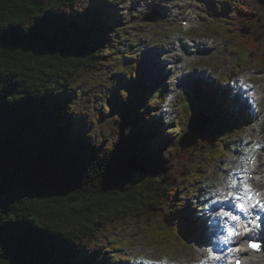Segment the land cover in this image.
Wrapping results in <instances>:
<instances>
[{
    "label": "trees",
    "instance_id": "obj_1",
    "mask_svg": "<svg viewBox=\"0 0 264 264\" xmlns=\"http://www.w3.org/2000/svg\"><path fill=\"white\" fill-rule=\"evenodd\" d=\"M83 1L0 0V31L9 33L0 44V264H125L106 254L128 227L141 242L147 232L153 242L172 232L173 242L188 238L179 190L197 185L200 167L241 124L227 112L225 92L211 86L212 107L205 112L202 100L169 133L157 113L166 92L143 87L147 94L137 96L124 84L107 113L83 122L70 88L100 78L118 57L130 59L113 55L117 10L82 9ZM210 5L225 25L222 34L206 28L200 36L232 41L244 58L234 74L263 70L264 0ZM201 112L210 117L204 135L181 152L178 140Z\"/></svg>",
    "mask_w": 264,
    "mask_h": 264
},
{
    "label": "rangeland",
    "instance_id": "obj_2",
    "mask_svg": "<svg viewBox=\"0 0 264 264\" xmlns=\"http://www.w3.org/2000/svg\"><path fill=\"white\" fill-rule=\"evenodd\" d=\"M214 1L219 3L218 7L221 10L224 0ZM91 2L93 1L84 0L81 8L92 10L98 8L113 10L114 8L117 10L114 20L117 26L116 29H113L118 32L119 39L113 55L118 57V53H126L130 59L118 57L113 60L109 68L103 70L100 78L89 77L86 80L90 79V83L77 82L70 88L69 93L72 89L71 93L76 96L73 104L71 103V106H74L73 113L79 115L83 122L89 124L101 113H107L108 106L113 105V100H111L114 96L113 92L123 93L120 88L121 84H124L127 89H132L137 96L147 94L142 89L143 87H149L154 93L157 88L166 92L167 101L165 105L158 107L157 113L160 112L169 123V129H167L169 133L185 126V121L189 115L199 109L197 104L202 100L205 102V112L212 107L213 99L209 91L211 86L216 89L219 87L218 93L223 94L225 92L224 106L227 112L240 120L241 124H235V133L227 139L226 143H223L222 149L214 151L211 157L204 162L202 168L200 167L197 185L194 184L188 189L181 188L179 190V195L182 198L186 197V202L179 209L178 222L187 224L184 233L187 234L188 238L177 237L173 242L175 235L172 232L171 237L173 239L166 238L167 241L163 240L167 237L166 235L163 239L158 238L153 242L147 232L144 241L148 243H145L134 240L133 237L138 234V231L128 227L111 237L108 243L109 252L106 254V257H111L113 261L123 259L132 263L138 261L144 264H159L160 262L198 264L202 261L205 263L208 259V253L211 252L207 249L208 242H210V249L216 246L218 244L217 239L222 233L221 230H218L215 240L210 239L213 235H210L209 231L212 230L214 233L219 228L216 226L219 220L216 216L218 211H212L213 203L217 197L213 196L212 193L216 188L221 187L222 182L229 177L239 183V180L247 172L243 169L246 167L248 170L246 158L251 153V149H248L251 146V140L255 137L264 140V73H261L264 72V69L257 70L256 75L246 77L251 79V84L257 90L256 94L260 104L254 102V107L256 108L258 105L261 112L258 119L256 118L257 122L252 124L254 129L246 131V122L252 120L253 115L250 117L247 115L246 117L249 119L241 116L246 107L244 102L236 96L241 87H238L236 83H234L235 86L227 83L229 78H240L247 72L244 70L243 73H233L234 67L239 65L244 58L234 50L232 41H225L219 35V37L215 36L217 40L211 42L210 36H200L204 34L206 28L222 34V27L225 25L216 11L209 5V0H152L150 2L141 0V3H138V0H98L95 3ZM152 12L158 14L159 20L155 23L143 22V18ZM184 23H188V25L184 26ZM176 32L179 33L178 36ZM185 36H191L197 40L192 43L191 40L182 39ZM177 38H180L182 43L188 46L189 53L185 56H189L190 59L186 62L180 61L177 69L170 68L169 62H165L166 65H160V60L164 61L161 55L158 58L155 54V57L148 58L147 62L140 59L144 57L143 50H139L137 47L154 43L157 46L168 48L173 46L172 44L178 43L176 42ZM150 51L160 50L150 49ZM241 93L244 97L247 95L245 92L241 91ZM184 104L188 105L191 110L186 109ZM253 111L256 113L254 108ZM182 118L184 119L181 120ZM174 119H176V125L172 123ZM255 149H263L260 153L261 156H259L257 171L264 173V142L263 146L257 145ZM232 165L233 168H231ZM238 165L241 168L240 171H236ZM222 170L224 172L221 173ZM224 173H228L229 176H226L225 179L220 178ZM259 177L260 174L255 176L260 182ZM260 184L264 187V183ZM210 199L213 202L211 205H207ZM189 205L196 210L195 216L188 214L187 207ZM191 223H193L192 228H190ZM228 224L227 221L224 228L230 227ZM224 234L221 245L216 247V254L221 251L223 254L226 253L223 246L224 240L228 237L226 230ZM211 253L212 255L215 254L214 252Z\"/></svg>",
    "mask_w": 264,
    "mask_h": 264
},
{
    "label": "snow or ice",
    "instance_id": "obj_3",
    "mask_svg": "<svg viewBox=\"0 0 264 264\" xmlns=\"http://www.w3.org/2000/svg\"><path fill=\"white\" fill-rule=\"evenodd\" d=\"M9 33L0 31V44L7 43V37ZM250 88L251 85H248ZM255 149H251L254 151ZM241 168L238 165L236 171H240ZM245 172L247 168L243 169ZM237 181L232 179L231 177L227 178L225 181L222 182L221 187L216 188V190L212 193L213 196L217 197L216 203H220L223 205L225 201H235V209L241 213H250L252 209L259 208L261 211H264V201L257 200L256 197L259 196V193H254L248 183L242 182L241 183V192H234L232 189H236ZM225 189H228L225 191ZM216 216L219 217L220 220H229L232 222H236L240 220V217L233 214L230 211L223 210V208L216 213ZM221 228V231L226 230L228 233L227 239L231 240L234 236H238L239 233L232 227H228L227 229L224 226L218 225ZM245 243H247L248 247L252 248L253 250H259L261 245L254 242L251 237H247L245 239ZM208 259H218L212 255L211 252L208 253ZM201 264H204L202 261ZM236 264H240L239 261Z\"/></svg>",
    "mask_w": 264,
    "mask_h": 264
},
{
    "label": "water",
    "instance_id": "obj_4",
    "mask_svg": "<svg viewBox=\"0 0 264 264\" xmlns=\"http://www.w3.org/2000/svg\"><path fill=\"white\" fill-rule=\"evenodd\" d=\"M159 16L156 13L148 15L143 18V22H157ZM210 123V117L201 112L190 123L188 131L181 137L178 142V146L181 151L188 150L194 147L199 139L204 135L208 125ZM264 249V247H263Z\"/></svg>",
    "mask_w": 264,
    "mask_h": 264
},
{
    "label": "bare ground",
    "instance_id": "obj_5",
    "mask_svg": "<svg viewBox=\"0 0 264 264\" xmlns=\"http://www.w3.org/2000/svg\"><path fill=\"white\" fill-rule=\"evenodd\" d=\"M187 47H185V46H183L181 44L179 46L173 45L171 47H168L167 49L166 48H162L161 51H155V52L156 53H162L163 55H165L167 62H169V64H171V65H169L170 68L177 69L179 67V62L180 61H185L186 62V61L190 60L189 56H185V54L189 53ZM163 49H165V50H163ZM147 53H148L147 56L149 57V59H152L153 57H155L154 53H150L148 51H147ZM260 177L258 178L260 180V182H264V173H260ZM224 255L226 256L227 252ZM247 264H264V255L263 256H259V257L255 258V259H254V257L251 258Z\"/></svg>",
    "mask_w": 264,
    "mask_h": 264
}]
</instances>
